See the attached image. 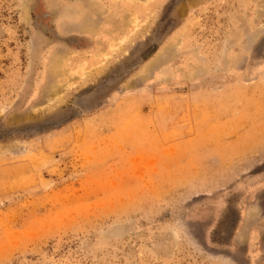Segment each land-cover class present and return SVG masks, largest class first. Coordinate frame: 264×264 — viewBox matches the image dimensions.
<instances>
[{"label": "rangeland", "instance_id": "obj_1", "mask_svg": "<svg viewBox=\"0 0 264 264\" xmlns=\"http://www.w3.org/2000/svg\"><path fill=\"white\" fill-rule=\"evenodd\" d=\"M255 209L264 0H0V264H264Z\"/></svg>", "mask_w": 264, "mask_h": 264}, {"label": "crops", "instance_id": "obj_2", "mask_svg": "<svg viewBox=\"0 0 264 264\" xmlns=\"http://www.w3.org/2000/svg\"><path fill=\"white\" fill-rule=\"evenodd\" d=\"M264 211V210H263ZM263 211H261V210H259V209H255V210H252V215H253V217L250 219V218H248L247 217V219H246V221H245V223H246V226L248 225L249 227H251L254 223H256V221L258 220V215H261V213H262V215H264L263 213ZM261 215V216H262ZM257 216V217H256Z\"/></svg>", "mask_w": 264, "mask_h": 264}, {"label": "bare ground", "instance_id": "obj_3", "mask_svg": "<svg viewBox=\"0 0 264 264\" xmlns=\"http://www.w3.org/2000/svg\"><path fill=\"white\" fill-rule=\"evenodd\" d=\"M52 65H53V68H56V67H58V66H59V63H58V62H56V61H54ZM53 93H54V91H53Z\"/></svg>", "mask_w": 264, "mask_h": 264}]
</instances>
